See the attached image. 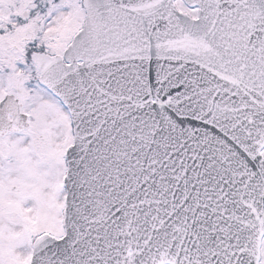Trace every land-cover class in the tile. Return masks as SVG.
Returning a JSON list of instances; mask_svg holds the SVG:
<instances>
[{"label": "snow or ice", "instance_id": "obj_1", "mask_svg": "<svg viewBox=\"0 0 264 264\" xmlns=\"http://www.w3.org/2000/svg\"><path fill=\"white\" fill-rule=\"evenodd\" d=\"M0 264H264V0H0Z\"/></svg>", "mask_w": 264, "mask_h": 264}]
</instances>
